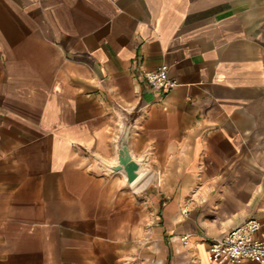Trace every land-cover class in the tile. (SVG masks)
Segmentation results:
<instances>
[{"label": "crops", "instance_id": "obj_1", "mask_svg": "<svg viewBox=\"0 0 264 264\" xmlns=\"http://www.w3.org/2000/svg\"><path fill=\"white\" fill-rule=\"evenodd\" d=\"M250 217L264 240V0H0V264H223Z\"/></svg>", "mask_w": 264, "mask_h": 264}, {"label": "built area", "instance_id": "obj_2", "mask_svg": "<svg viewBox=\"0 0 264 264\" xmlns=\"http://www.w3.org/2000/svg\"><path fill=\"white\" fill-rule=\"evenodd\" d=\"M144 77L153 89L174 84L168 82L166 65L160 66L155 71L145 72ZM259 230V220L250 217L220 238L212 240L210 253L213 260L223 264H237L242 260L264 264V240L258 237Z\"/></svg>", "mask_w": 264, "mask_h": 264}, {"label": "water", "instance_id": "obj_3", "mask_svg": "<svg viewBox=\"0 0 264 264\" xmlns=\"http://www.w3.org/2000/svg\"><path fill=\"white\" fill-rule=\"evenodd\" d=\"M131 126L132 123L128 120L122 123L116 141V163L106 167L109 172L121 171L124 173L127 183L129 184L134 182L142 174L141 163L133 159L128 151L127 140Z\"/></svg>", "mask_w": 264, "mask_h": 264}]
</instances>
